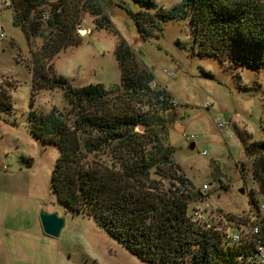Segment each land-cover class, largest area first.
Segmentation results:
<instances>
[{"label": "rangeland", "instance_id": "rangeland-1", "mask_svg": "<svg viewBox=\"0 0 264 264\" xmlns=\"http://www.w3.org/2000/svg\"><path fill=\"white\" fill-rule=\"evenodd\" d=\"M16 1L0 0V91L11 97L13 105L10 114L0 113V264H145L91 217L60 204L53 193L52 176L60 154L31 136L28 115L34 56L43 52L46 38L57 37L46 22L58 0L43 3L33 13L31 19L43 35L30 39L13 24ZM154 2L156 8L142 9L132 0H67L64 14L78 24L74 38L80 44L45 58L52 70L49 75L68 79L74 88L101 85L108 92V111L139 112L155 122L153 129L163 146L175 151L178 173L193 183L190 215L204 211L217 221L222 216L250 221L255 213L251 196L256 203L263 198L252 174L255 158H247L244 150L252 142L264 141V67L235 74L214 58L194 55L192 13L185 20L169 17L145 41L127 11L172 12L183 0ZM122 42L131 50L124 70L152 75L154 92L165 90L177 100V107H156L153 94L124 89V71L116 57ZM171 73L176 79L169 77ZM34 109L74 118L70 114L74 108L61 89L40 90ZM191 136L195 140L187 142ZM87 161L111 168L114 158L110 151H102ZM41 212L66 219L60 238L44 234Z\"/></svg>", "mask_w": 264, "mask_h": 264}, {"label": "trees", "instance_id": "trees-1", "mask_svg": "<svg viewBox=\"0 0 264 264\" xmlns=\"http://www.w3.org/2000/svg\"><path fill=\"white\" fill-rule=\"evenodd\" d=\"M47 1H16L13 24L28 39L43 35L31 16ZM132 1L142 9L157 7L154 0ZM66 2L58 0L52 5L46 24L57 37L46 38L43 52L34 56L28 115L31 136L59 151L52 176L57 201L91 217L111 239L145 264H241L243 250L228 247L221 234L198 225L189 214L193 183L178 173L175 151L163 146L153 129L155 122L139 112L120 115L108 111V92L101 85L74 88L64 77L51 78L45 58L80 44V39L74 38L78 24L64 14ZM159 9L158 14L151 15L127 11L145 41L155 30L160 31L169 17L185 20L192 13L194 55L214 58L235 74L241 69L264 67V0H183L172 12ZM108 23L106 27L111 29ZM116 57L124 71L127 92L170 98L165 90L154 92L152 75L124 70L131 59L125 42ZM204 76L213 78L209 73ZM56 89L64 92L74 108L70 111L73 121L55 111L44 114L34 109L36 93ZM1 92L0 113L10 114L11 97ZM161 108L174 109L167 103ZM139 128L144 130L142 134L137 132ZM262 130L264 133V127ZM102 151H110L114 158L111 168L87 161L88 156ZM244 152L247 158H255L252 174L264 198V141L250 143ZM251 197L250 205L257 207Z\"/></svg>", "mask_w": 264, "mask_h": 264}, {"label": "built area", "instance_id": "built-area-1", "mask_svg": "<svg viewBox=\"0 0 264 264\" xmlns=\"http://www.w3.org/2000/svg\"><path fill=\"white\" fill-rule=\"evenodd\" d=\"M169 77L176 79V74L171 73ZM154 101L157 103L155 106L160 108L163 103H167L171 108L179 105L173 97L168 99L164 95ZM218 127L223 128V124L219 123ZM192 140H195V136L188 137L186 141ZM204 189L209 190V186L206 185ZM253 211L255 213H252L250 221L237 222L233 218V221H230L226 216L217 221V217L213 220L211 214L208 215L204 211H195L193 218L198 225L221 234L228 247L243 250V255L239 258L241 264H264V198Z\"/></svg>", "mask_w": 264, "mask_h": 264}, {"label": "water", "instance_id": "water-1", "mask_svg": "<svg viewBox=\"0 0 264 264\" xmlns=\"http://www.w3.org/2000/svg\"><path fill=\"white\" fill-rule=\"evenodd\" d=\"M190 148L194 150L195 145L192 144ZM40 223L44 234L53 239L60 238L66 227V219L59 217L58 214H47L45 212H41Z\"/></svg>", "mask_w": 264, "mask_h": 264}]
</instances>
